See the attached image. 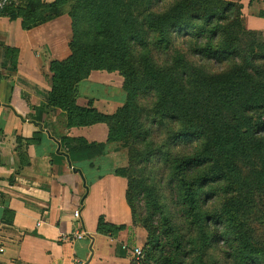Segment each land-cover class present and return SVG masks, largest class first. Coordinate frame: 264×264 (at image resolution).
Segmentation results:
<instances>
[{
    "label": "rangeland",
    "instance_id": "obj_1",
    "mask_svg": "<svg viewBox=\"0 0 264 264\" xmlns=\"http://www.w3.org/2000/svg\"><path fill=\"white\" fill-rule=\"evenodd\" d=\"M23 1L25 9L32 0ZM33 1L39 19L59 16L56 8L72 19L71 55L81 77L77 101L84 96L80 107L117 116L128 132L148 134L146 146H133L126 137L104 155L114 158L111 169L126 176L145 245L156 230L147 198L184 228L186 248L192 243L195 249L189 250L187 264H232L225 245L215 240L226 225L253 251L255 263L264 264V131H256L264 122V33L247 28L245 0ZM225 3L236 8L227 10ZM225 15L229 19L214 23L216 44L243 58L203 60L196 51L205 45L198 39L204 22ZM147 36L169 40L168 49L153 48ZM124 38L137 42L129 49ZM158 109L176 113L179 121L164 127L154 123ZM177 132L195 136L177 142ZM171 157L213 160L203 177L220 180L193 190L202 220L210 217L202 222L205 227L193 229L176 215Z\"/></svg>",
    "mask_w": 264,
    "mask_h": 264
},
{
    "label": "crops",
    "instance_id": "obj_2",
    "mask_svg": "<svg viewBox=\"0 0 264 264\" xmlns=\"http://www.w3.org/2000/svg\"><path fill=\"white\" fill-rule=\"evenodd\" d=\"M17 1L11 19L3 14L10 0H0V264H134L147 238L135 225L127 179L111 169L110 155L73 161L63 143L106 144L108 127L68 129L66 113L48 104L50 65L71 55L72 19L29 27ZM243 2L247 28L264 33V0ZM101 220L117 230L101 232Z\"/></svg>",
    "mask_w": 264,
    "mask_h": 264
},
{
    "label": "trees",
    "instance_id": "obj_3",
    "mask_svg": "<svg viewBox=\"0 0 264 264\" xmlns=\"http://www.w3.org/2000/svg\"><path fill=\"white\" fill-rule=\"evenodd\" d=\"M17 0H10V4L3 8V14L10 17L11 19L17 18L19 10L21 9L17 3ZM37 3V2H36ZM32 0L25 9H23V15L25 20L29 22L31 27L41 20H45L47 17H53L51 14L43 19L36 17V7ZM66 3V2H65ZM63 3L64 5H66ZM227 10H233L236 8L234 3H225ZM55 4L50 5V8ZM49 9V8H48ZM57 15L59 12L57 11ZM228 12V11H226ZM27 14V15H26ZM218 19V20H216ZM229 19V15H225L222 18L215 16L204 22L203 32L198 35V39L205 43L201 49L196 51V54L203 60L216 61L222 63L224 60H236L237 58H243L238 53H227L223 51L219 45L216 44V37L219 34L218 28L214 25L215 21H223ZM74 21V20H73ZM74 27V26H73ZM76 34V33H75ZM148 40L153 41V48L157 50H167L170 44L169 40L155 41L153 38L148 37ZM127 41L128 48H132L137 40L133 38H124ZM73 44V42H72ZM70 43L71 52L73 51V45ZM69 57L65 61H53L50 65V71L52 73V85L51 91L48 97V104L52 108L60 109L67 115V128H83L91 127L98 124H106L109 129L108 141L106 144L89 143L85 139H72L65 138L63 143L68 148L70 156L73 161L92 159L93 157L107 152L109 145L118 144L120 141H124L126 137H129L132 141L133 146H146L148 143V134L128 132L120 121H117V116H107L99 113L93 108L80 107L77 104V83L81 77H78L76 71V59ZM138 95V93H136ZM163 108V107H162ZM154 116L159 118V121L155 120L154 123L164 127L177 123L178 117L176 113L171 111H165L158 109L154 112ZM262 126H258L256 131H264V122ZM127 134H129L127 136ZM195 136L194 133H182L177 132L175 140L182 142L185 138H191ZM131 137V138H130ZM213 160L201 159V158H190L186 161L180 162L175 157H171L169 160V176L171 185V194L176 207V215L184 220V223L189 224L193 229H197L203 221L207 224L209 218L202 220V216L198 211L195 202V196L193 193L194 189L203 190L206 187L207 182L211 180H220V176L212 179L210 176L203 177L209 164H212ZM117 175L125 177L123 170H117ZM128 188V201L132 208L129 198ZM138 197L134 198L136 200ZM144 198V197H143ZM147 209L151 211L152 219L156 223V230L149 238V242L144 247L143 259L136 261L134 264H187L186 259L189 256V250L195 252L192 249L193 244H189V248L185 246V236L183 235V229L180 224L174 223L172 218L166 213L165 208L160 203H151L147 198ZM134 215V211H133ZM135 218V217H134ZM222 223H225L226 218L219 216ZM231 228V227H230ZM228 225L225 227V231H220L216 236V241L225 245L226 258L232 264H256L255 258L253 257V251H248L244 247V243L237 236L235 230H231ZM104 229L111 231L117 230V227H107L101 220L99 230L102 232ZM193 264V263H192Z\"/></svg>",
    "mask_w": 264,
    "mask_h": 264
},
{
    "label": "built area",
    "instance_id": "obj_4",
    "mask_svg": "<svg viewBox=\"0 0 264 264\" xmlns=\"http://www.w3.org/2000/svg\"><path fill=\"white\" fill-rule=\"evenodd\" d=\"M2 1L4 3H6L8 0H2ZM0 5H2V4H0ZM79 215H80V213H79V211H77L74 216L76 218H78ZM0 233H1V228H0ZM84 235H85V232H83V231H76L73 236H74L75 239L81 240V239L84 238ZM134 255L136 256V258L138 260H141L144 257V251L142 249H136L134 251Z\"/></svg>",
    "mask_w": 264,
    "mask_h": 264
}]
</instances>
